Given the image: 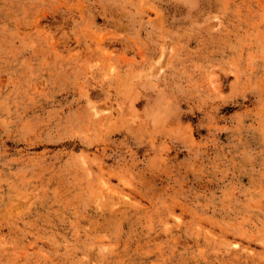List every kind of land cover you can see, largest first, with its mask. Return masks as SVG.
Instances as JSON below:
<instances>
[{
  "label": "rangeland",
  "instance_id": "rangeland-1",
  "mask_svg": "<svg viewBox=\"0 0 264 264\" xmlns=\"http://www.w3.org/2000/svg\"><path fill=\"white\" fill-rule=\"evenodd\" d=\"M0 264H264V0H0Z\"/></svg>",
  "mask_w": 264,
  "mask_h": 264
}]
</instances>
